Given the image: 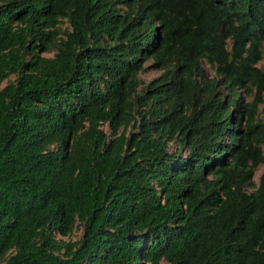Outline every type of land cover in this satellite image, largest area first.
Returning a JSON list of instances; mask_svg holds the SVG:
<instances>
[{
  "label": "trees",
  "instance_id": "trees-1",
  "mask_svg": "<svg viewBox=\"0 0 264 264\" xmlns=\"http://www.w3.org/2000/svg\"><path fill=\"white\" fill-rule=\"evenodd\" d=\"M261 61L264 0H0V264H264Z\"/></svg>",
  "mask_w": 264,
  "mask_h": 264
},
{
  "label": "rangeland",
  "instance_id": "rangeland-1",
  "mask_svg": "<svg viewBox=\"0 0 264 264\" xmlns=\"http://www.w3.org/2000/svg\"><path fill=\"white\" fill-rule=\"evenodd\" d=\"M201 66H202V69L207 74H209V75L212 74L211 71L209 70V67L207 65H205L204 63H202ZM257 67L260 68V69H262V70H264V61L259 62L258 65H257ZM158 74H159L158 72L150 71V70H147L145 72L140 73L138 75V77H139V80H140V83H141V87L143 85H145L146 83H148L153 78H155L156 76H158ZM11 80H12V78H11ZM261 109H262V106L259 108V111H258L259 113H258L257 116H258L259 119L264 120L263 112L260 111ZM169 148H170V151H173V150L176 149V146L170 145ZM262 169H263L262 166H258L256 168V170L254 172V175H253V178H252V181H253L254 184H257V180H258V177H259L260 173L262 172ZM247 191H249V189H247ZM79 237H80V230H77L76 229L74 232H72L70 239H71V241H73V240L78 239Z\"/></svg>",
  "mask_w": 264,
  "mask_h": 264
}]
</instances>
